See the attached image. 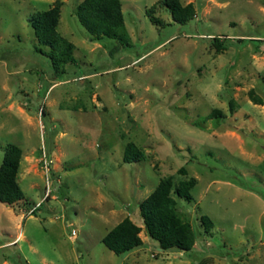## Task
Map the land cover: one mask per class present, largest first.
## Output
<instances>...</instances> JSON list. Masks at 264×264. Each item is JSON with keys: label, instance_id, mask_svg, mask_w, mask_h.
Masks as SVG:
<instances>
[{"label": "rangeland", "instance_id": "1", "mask_svg": "<svg viewBox=\"0 0 264 264\" xmlns=\"http://www.w3.org/2000/svg\"><path fill=\"white\" fill-rule=\"evenodd\" d=\"M56 1L0 0V167L22 148L25 193L0 201V264H264V0H180L196 8L184 24L159 0H121L130 48L93 39L82 0H60L78 62L58 76L29 21ZM129 142L144 160L124 161ZM168 175L197 180L192 201L175 195L194 248L164 251L143 227L141 246L110 250L103 236L126 216L143 226L139 203Z\"/></svg>", "mask_w": 264, "mask_h": 264}, {"label": "trees", "instance_id": "2", "mask_svg": "<svg viewBox=\"0 0 264 264\" xmlns=\"http://www.w3.org/2000/svg\"><path fill=\"white\" fill-rule=\"evenodd\" d=\"M159 3L168 9L173 20L178 23H187L196 15L192 2L183 4L180 0H159ZM62 5V1L57 0L49 9L34 12L29 19L38 43L49 48L47 51L37 47V51L50 59L57 76L65 71L66 64L78 62L74 53V42L58 30ZM76 14L93 39L102 40L108 37L117 40L119 47L133 46L121 0H82L77 6ZM147 14L153 23H161V19L155 15V5L147 9ZM215 43L218 50L227 48V44L217 37ZM249 95L255 103H263L262 97L254 89L249 91ZM221 116L223 112L220 109L215 108L210 113L211 118ZM22 153L20 146L9 143L0 167V201L10 205L25 200V193L18 181ZM145 158L144 149L134 142L127 143L124 150L125 162L141 161ZM179 173L188 174L185 167H181ZM196 183L193 176L182 179L178 184H175L173 175L164 176L154 190L139 203L143 226L126 216L103 236V243L117 254L132 251L143 244L141 232L144 227L164 251L173 248L192 250L196 243V234L191 222L178 213L176 196L192 201V189ZM27 203L30 205V202ZM201 221L206 230L213 227V220L208 215H202Z\"/></svg>", "mask_w": 264, "mask_h": 264}, {"label": "built area", "instance_id": "3", "mask_svg": "<svg viewBox=\"0 0 264 264\" xmlns=\"http://www.w3.org/2000/svg\"><path fill=\"white\" fill-rule=\"evenodd\" d=\"M43 160H44V169H45V173L48 175V181L49 180V174H50V170H51V165H52V158H50L46 152H44V157H43ZM47 194H49L51 192V184L49 183L48 185V190H47ZM75 234V231H73V235Z\"/></svg>", "mask_w": 264, "mask_h": 264}]
</instances>
